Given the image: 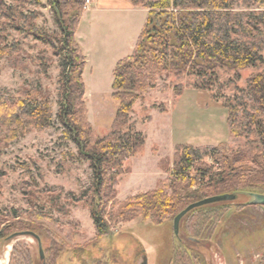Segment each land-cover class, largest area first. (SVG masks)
Here are the masks:
<instances>
[{
	"label": "trees",
	"instance_id": "obj_1",
	"mask_svg": "<svg viewBox=\"0 0 264 264\" xmlns=\"http://www.w3.org/2000/svg\"><path fill=\"white\" fill-rule=\"evenodd\" d=\"M128 1L148 10L132 53L118 60L113 68L110 96L118 105L109 131L98 137L86 117L82 80L85 60L74 37L85 0H47L57 27L54 32L37 26V13L25 9L29 0H0V59L9 58L12 67L22 65L24 61L18 42L14 38L8 42L10 31L31 36L50 46L54 55L62 56L55 113L48 95L38 86L22 88L16 93L0 88V147L30 129L47 128L55 115L63 132L77 147L79 156L89 163L91 194L83 205L88 208L98 237L109 232L115 223L137 218L147 219L155 225L172 222L185 206L212 195L240 191L264 193V190L252 189L264 185L262 67L247 78L245 88L224 101L229 133L245 138L243 146L232 149L226 142L199 146L177 143L172 158L164 157L158 161L161 169L171 163L166 178L159 180L151 190L121 202L115 201L114 186L123 161L139 153L145 143V134L129 124V114L142 92L152 88L161 76L173 74L177 79L183 74H195L210 84L219 69L235 71L264 63V0ZM41 64L45 68L46 60ZM198 86L203 88L206 84ZM174 88L179 89L180 84ZM240 198L213 204L250 205L245 203V197ZM113 206L117 207L114 211ZM201 210L195 208L181 218L179 235L175 236L178 240H186L191 245L204 240L195 232L202 233L207 229L205 221L208 218L191 224L186 221L193 214L207 212ZM216 214L212 213L210 218H216ZM4 218L0 213V242L17 231H32L40 237L36 233L38 229L51 237L50 248L52 245L53 248L50 251L54 254L56 248L66 247L68 240L75 237L71 225L37 211H30L24 217L13 216V222L8 225ZM141 254L144 257L142 250ZM173 256L170 264H205L197 255L193 259L188 257L186 262L182 261L181 255ZM39 259L35 262L24 257L23 263L40 264Z\"/></svg>",
	"mask_w": 264,
	"mask_h": 264
},
{
	"label": "rangeland",
	"instance_id": "obj_2",
	"mask_svg": "<svg viewBox=\"0 0 264 264\" xmlns=\"http://www.w3.org/2000/svg\"><path fill=\"white\" fill-rule=\"evenodd\" d=\"M35 1L29 0L25 9L37 13V26L48 32L56 31L47 0H37V4ZM150 1L147 0L148 3ZM147 10L146 13L139 10L137 25L125 21L127 25L122 26L125 24L122 19H113L110 30L104 35L103 24L108 20L103 15L95 18V25L99 24L95 29L98 38L104 36L107 39L101 40V45L95 50L90 47V31L83 29L85 22L80 24L82 34H88L87 38L84 36L89 49L85 53L82 80L86 117L95 136H103L109 131L118 105L110 96L111 80L105 77L107 62L114 55L116 46L123 43L126 48L128 42L137 40ZM13 38L22 49L20 55L24 61L22 65L12 67L9 58L0 59V88L16 93L22 88L38 86L48 95L55 113L62 56L54 55L50 46L35 41L31 36L10 31L8 42L11 43ZM45 60L47 65L44 68L41 63ZM262 67L264 63L235 71L219 69L213 74L210 84L195 74H183L177 79L170 74L159 77L152 88L142 92L129 114V124L134 130L144 133L151 115L154 120L146 131L148 140L143 148L122 163L114 186L115 201L121 202L129 196L151 190L159 180L166 178L171 163L161 169L158 161L164 157L172 158L176 143L187 141L199 146L226 142L232 149L243 146L245 138L229 133L224 101L245 88L247 78ZM201 83L206 86L199 87ZM176 84H180L177 90L174 88ZM151 128H154L152 134ZM63 131L54 115L47 128L30 129L0 147V213L5 216L4 223H12L13 216L24 217L30 211H37L69 224L75 230L74 239L68 240L64 248H56L54 254L50 251L53 248V245L50 248L51 237L42 230H36L40 235L45 264H140L143 258L141 250L146 264H170L173 253L175 257L181 255L184 262L188 257L193 259L197 255L205 264H264L262 205L237 207L230 202L199 207L208 213L193 214L186 220L191 224L208 218L205 221L207 229L202 233L195 232L204 239L198 245L178 240L173 233L172 222L155 225L140 218L115 223L109 232L98 237L88 208L83 205L91 194V169ZM252 189L261 191L264 185ZM116 208L113 206L111 209L114 211ZM212 213H217L216 218H210ZM215 219L219 221L213 223ZM24 257L35 262L39 259L38 244L33 236H16L0 242L1 264H24Z\"/></svg>",
	"mask_w": 264,
	"mask_h": 264
},
{
	"label": "crops",
	"instance_id": "obj_3",
	"mask_svg": "<svg viewBox=\"0 0 264 264\" xmlns=\"http://www.w3.org/2000/svg\"><path fill=\"white\" fill-rule=\"evenodd\" d=\"M139 10H141L142 12L144 11L146 13V8L134 6L128 0H90V3H88V5L85 7V9L82 12L80 22L74 34L77 44L79 45L82 53H84L83 54L84 58H85V53H87V49H89V45H88L87 40L85 42V38H84V36H86L87 38L88 34L85 32V35H83L81 32L82 31L80 28L81 22H85L86 24V26H84L83 29H86L88 32L90 31V47L92 50H95L98 48L99 45H101V40L107 41L106 37L104 36H102V39L98 38L99 34L95 29L97 26H99V24L95 25V18L101 17V15H103L108 20L106 23L104 22L103 24V27L105 29L103 31V35H104L105 33H108V31L110 30L109 27H111L110 24L113 23L114 21L113 19H116V18L122 19L121 22L125 23L122 26L127 25V22L125 21H129V24H132V22H135L134 25H137L139 23L138 22L139 16L137 15ZM141 19H140V22H141ZM88 21H90L91 25L90 24L88 25L89 23ZM132 39L133 38H131V41ZM135 42H128L126 48L123 43L122 45L115 47L117 49L114 51L115 52L114 55L110 56L111 58L107 62V70L105 71V77L107 76L108 79L112 81V71H113V68L116 62L131 54L134 48ZM153 120H154V117L151 115L146 125L147 130L146 129L144 130V133L146 136L145 143L148 140L147 139L148 127L152 125ZM152 132L154 133V128H151V134ZM153 143L156 144L155 142ZM181 143L188 144L187 141H184Z\"/></svg>",
	"mask_w": 264,
	"mask_h": 264
},
{
	"label": "water",
	"instance_id": "obj_4",
	"mask_svg": "<svg viewBox=\"0 0 264 264\" xmlns=\"http://www.w3.org/2000/svg\"><path fill=\"white\" fill-rule=\"evenodd\" d=\"M241 196L246 198L245 203L250 204V205H264V193H254V192H247V191H240V192H233V193H221V194H216L212 195L209 197L202 198L200 200L194 201L187 206H185L182 210H180L173 218L172 220V228H173V233L176 237L179 235V224L181 218L187 214L189 211L204 206L208 204H213V203H218L222 201H235L236 199L240 198ZM22 235H30L33 236L38 244V253H39V258L42 261V264H45L44 262V253H43V248L42 244L40 241V238L32 231H17L9 236L6 237V240H11L16 236H22ZM194 240V239H193ZM140 264H146V261L143 257L142 261Z\"/></svg>",
	"mask_w": 264,
	"mask_h": 264
},
{
	"label": "bare ground",
	"instance_id": "obj_5",
	"mask_svg": "<svg viewBox=\"0 0 264 264\" xmlns=\"http://www.w3.org/2000/svg\"><path fill=\"white\" fill-rule=\"evenodd\" d=\"M6 251H8V250H6ZM6 251H5V252H6ZM5 252H4V253H5ZM5 257H7V252L5 253ZM5 260H6V259H5ZM5 260H3V263L5 262ZM0 264H1V262H0Z\"/></svg>",
	"mask_w": 264,
	"mask_h": 264
},
{
	"label": "built area",
	"instance_id": "obj_6",
	"mask_svg": "<svg viewBox=\"0 0 264 264\" xmlns=\"http://www.w3.org/2000/svg\"><path fill=\"white\" fill-rule=\"evenodd\" d=\"M89 2V0H86V3H88Z\"/></svg>",
	"mask_w": 264,
	"mask_h": 264
}]
</instances>
